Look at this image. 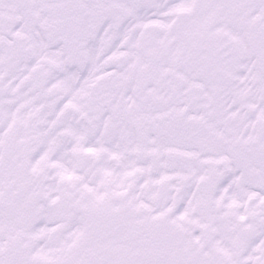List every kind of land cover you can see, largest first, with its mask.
I'll return each mask as SVG.
<instances>
[{"label":"snow or ice","instance_id":"obj_1","mask_svg":"<svg viewBox=\"0 0 264 264\" xmlns=\"http://www.w3.org/2000/svg\"><path fill=\"white\" fill-rule=\"evenodd\" d=\"M0 264H264V0H0Z\"/></svg>","mask_w":264,"mask_h":264}]
</instances>
